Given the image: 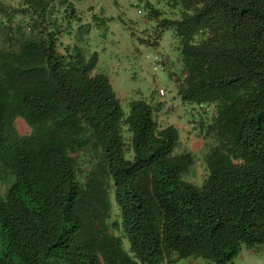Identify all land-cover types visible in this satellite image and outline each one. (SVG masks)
Masks as SVG:
<instances>
[{"label":"trees","instance_id":"trees-1","mask_svg":"<svg viewBox=\"0 0 264 264\" xmlns=\"http://www.w3.org/2000/svg\"><path fill=\"white\" fill-rule=\"evenodd\" d=\"M178 1L158 21L181 100L213 107L198 166L160 103L123 109L97 54L61 41L70 2L0 0V264H234L264 245V0Z\"/></svg>","mask_w":264,"mask_h":264},{"label":"rangeland","instance_id":"rangeland-1","mask_svg":"<svg viewBox=\"0 0 264 264\" xmlns=\"http://www.w3.org/2000/svg\"><path fill=\"white\" fill-rule=\"evenodd\" d=\"M77 16L72 18L70 33L61 41L77 44L97 54L95 71L104 73L123 109L134 100L160 103L157 120L173 125L178 131L180 150L193 152L200 165L205 125L213 113L208 104L181 100L178 84L183 78L180 40L171 28H161L160 19L179 17L180 2L170 0H67ZM155 8L160 14L150 13ZM153 42H157L154 44ZM163 90V94L160 93ZM15 125L20 133L28 127L19 118ZM199 135H202L200 137ZM177 149V150H178ZM200 162V163H199ZM199 184V183H198ZM202 258L179 259L174 264H204ZM234 264H264V245L255 249L242 247Z\"/></svg>","mask_w":264,"mask_h":264},{"label":"built area","instance_id":"built-area-1","mask_svg":"<svg viewBox=\"0 0 264 264\" xmlns=\"http://www.w3.org/2000/svg\"><path fill=\"white\" fill-rule=\"evenodd\" d=\"M160 93L163 94L164 93L163 90H160Z\"/></svg>","mask_w":264,"mask_h":264}]
</instances>
